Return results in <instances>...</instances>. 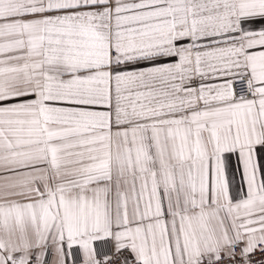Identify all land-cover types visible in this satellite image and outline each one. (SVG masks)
Returning <instances> with one entry per match:
<instances>
[{"label": "snow or ice", "instance_id": "6c2138e0", "mask_svg": "<svg viewBox=\"0 0 264 264\" xmlns=\"http://www.w3.org/2000/svg\"><path fill=\"white\" fill-rule=\"evenodd\" d=\"M0 264H264V0H0Z\"/></svg>", "mask_w": 264, "mask_h": 264}]
</instances>
